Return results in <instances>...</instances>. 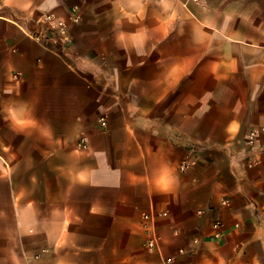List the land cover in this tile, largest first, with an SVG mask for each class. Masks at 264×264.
<instances>
[{"label":"crops","instance_id":"obj_1","mask_svg":"<svg viewBox=\"0 0 264 264\" xmlns=\"http://www.w3.org/2000/svg\"><path fill=\"white\" fill-rule=\"evenodd\" d=\"M262 128L264 0H0V264H264Z\"/></svg>","mask_w":264,"mask_h":264},{"label":"built area","instance_id":"obj_2","mask_svg":"<svg viewBox=\"0 0 264 264\" xmlns=\"http://www.w3.org/2000/svg\"><path fill=\"white\" fill-rule=\"evenodd\" d=\"M193 1L198 2V0ZM42 22L45 26L46 34H48L51 38H63L66 36L68 25L67 22L62 18H59L54 14H45L42 18ZM32 36L35 39H41V35L38 33H33ZM101 127H107V121L105 119L101 120ZM261 134H264V128H262L261 130H251L246 140L247 145L249 147H254L256 142L259 140ZM149 247L151 248L152 245L150 244Z\"/></svg>","mask_w":264,"mask_h":264}]
</instances>
